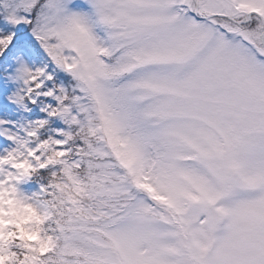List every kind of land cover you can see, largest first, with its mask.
Returning a JSON list of instances; mask_svg holds the SVG:
<instances>
[{
    "label": "snow or ice",
    "instance_id": "6c2138e0",
    "mask_svg": "<svg viewBox=\"0 0 264 264\" xmlns=\"http://www.w3.org/2000/svg\"><path fill=\"white\" fill-rule=\"evenodd\" d=\"M0 264H264V0H0Z\"/></svg>",
    "mask_w": 264,
    "mask_h": 264
}]
</instances>
